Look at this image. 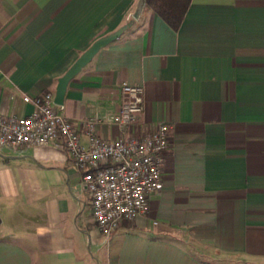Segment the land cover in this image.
<instances>
[{
	"label": "crops",
	"instance_id": "obj_1",
	"mask_svg": "<svg viewBox=\"0 0 264 264\" xmlns=\"http://www.w3.org/2000/svg\"><path fill=\"white\" fill-rule=\"evenodd\" d=\"M126 23L60 110L84 144L90 117L118 138L120 84L143 86L133 131L168 124L163 188L107 238L67 149L0 148V264H264V0H192L178 29L145 0H0V114L32 113L24 96L55 95L77 57Z\"/></svg>",
	"mask_w": 264,
	"mask_h": 264
},
{
	"label": "built area",
	"instance_id": "obj_2",
	"mask_svg": "<svg viewBox=\"0 0 264 264\" xmlns=\"http://www.w3.org/2000/svg\"><path fill=\"white\" fill-rule=\"evenodd\" d=\"M120 92L121 104L111 121L121 126L123 135L101 138L99 119L90 117L84 121L88 144L81 142L76 123L60 110L52 91L24 96L36 106L30 114H0V147L53 144L70 152L82 174L94 220L107 238L125 220L148 212L150 195L163 188L164 151L169 141L166 122L133 131L145 124L143 86L123 81Z\"/></svg>",
	"mask_w": 264,
	"mask_h": 264
},
{
	"label": "water",
	"instance_id": "obj_3",
	"mask_svg": "<svg viewBox=\"0 0 264 264\" xmlns=\"http://www.w3.org/2000/svg\"><path fill=\"white\" fill-rule=\"evenodd\" d=\"M128 27L129 23H126L121 25L116 30L98 37L91 43V45L87 49H85L77 57V59L72 63V65L66 70V72L59 77L55 93L56 103H58L59 105L63 104L65 92L69 81L92 60V58L99 52L102 47L106 46L108 43L118 38Z\"/></svg>",
	"mask_w": 264,
	"mask_h": 264
},
{
	"label": "trees",
	"instance_id": "obj_4",
	"mask_svg": "<svg viewBox=\"0 0 264 264\" xmlns=\"http://www.w3.org/2000/svg\"><path fill=\"white\" fill-rule=\"evenodd\" d=\"M192 0H145L148 8L156 11L173 28L178 29Z\"/></svg>",
	"mask_w": 264,
	"mask_h": 264
},
{
	"label": "rangeland",
	"instance_id": "obj_5",
	"mask_svg": "<svg viewBox=\"0 0 264 264\" xmlns=\"http://www.w3.org/2000/svg\"><path fill=\"white\" fill-rule=\"evenodd\" d=\"M1 149L3 148V147H0ZM1 149H0V153H1Z\"/></svg>",
	"mask_w": 264,
	"mask_h": 264
}]
</instances>
